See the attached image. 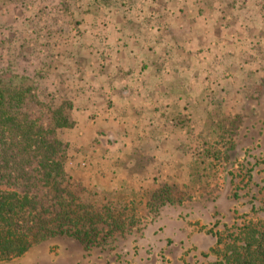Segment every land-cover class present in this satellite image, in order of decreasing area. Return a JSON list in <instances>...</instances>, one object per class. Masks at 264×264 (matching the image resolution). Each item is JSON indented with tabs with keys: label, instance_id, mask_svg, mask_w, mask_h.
<instances>
[{
	"label": "rangeland",
	"instance_id": "obj_1",
	"mask_svg": "<svg viewBox=\"0 0 264 264\" xmlns=\"http://www.w3.org/2000/svg\"><path fill=\"white\" fill-rule=\"evenodd\" d=\"M190 2L163 14L156 105L127 114L123 90L83 114L92 81L76 65L92 41L88 3L0 0V88H29L25 110L48 126L56 109L69 118L56 138L67 147L65 183L83 206L126 209L124 227L89 248L54 237L0 264H220L229 235L264 223V0ZM182 3L162 2L173 11ZM104 107L113 112L98 115ZM173 187L176 202L148 205Z\"/></svg>",
	"mask_w": 264,
	"mask_h": 264
},
{
	"label": "trees",
	"instance_id": "obj_2",
	"mask_svg": "<svg viewBox=\"0 0 264 264\" xmlns=\"http://www.w3.org/2000/svg\"><path fill=\"white\" fill-rule=\"evenodd\" d=\"M29 88H0V262L22 257L54 237H67L89 248L98 236L121 230L126 210L83 206L67 181V147L57 132L68 126L61 109L43 117L25 110ZM204 163V162H202ZM158 189L148 205L174 201L172 190ZM112 208V209H111ZM220 264H264V223L248 224L225 239ZM222 243V239H219Z\"/></svg>",
	"mask_w": 264,
	"mask_h": 264
},
{
	"label": "crops",
	"instance_id": "obj_3",
	"mask_svg": "<svg viewBox=\"0 0 264 264\" xmlns=\"http://www.w3.org/2000/svg\"><path fill=\"white\" fill-rule=\"evenodd\" d=\"M83 1L88 3L89 9L92 11H86L87 16H84L85 22L90 21V28L87 29L86 34H89L92 41L83 46L80 62L78 61L80 55L76 57V63L79 62L76 67L82 73L84 83L91 80L90 85L92 87L83 89L82 94L87 99L86 104L88 105L82 110V113L90 114L92 110L93 114H96L95 107L101 102V97L102 103L105 105L104 98L108 96L106 93H110V96L115 100V93L117 94L118 91L123 90H125L123 98L126 99L124 105L127 114L134 111L132 108H146L153 103L156 105V101H152V93H156L158 90L156 81L157 79L161 80V75L156 73V65L158 64L155 62L153 66L152 60L156 58L154 55L155 49L163 43L161 40L156 41L162 39L157 38V35L162 34L161 21L163 14H178L180 11L183 14L188 4L191 3L190 1L199 2L202 0ZM169 1H181L183 5L178 9L176 7L177 10L173 11L169 9L168 4L165 6L162 4V2L168 3ZM186 13L190 14V11ZM152 47L153 49H151ZM88 51L92 52V58L84 59L83 55ZM105 66L108 67L107 75L110 71L111 75L114 72L116 74L117 71L123 73V75L109 78L105 74L103 76L100 72L101 68ZM146 68L148 72L144 73ZM103 81H105V84H103ZM96 83L100 84L96 86ZM98 97L100 98L97 99ZM88 99L92 100L91 103H88ZM113 105H116L115 101L110 106ZM107 109L111 110V107L98 110V115ZM98 120L103 122L113 121L110 118Z\"/></svg>",
	"mask_w": 264,
	"mask_h": 264
}]
</instances>
